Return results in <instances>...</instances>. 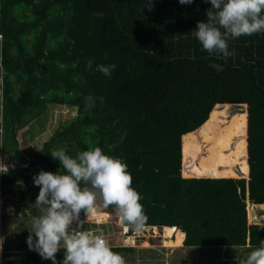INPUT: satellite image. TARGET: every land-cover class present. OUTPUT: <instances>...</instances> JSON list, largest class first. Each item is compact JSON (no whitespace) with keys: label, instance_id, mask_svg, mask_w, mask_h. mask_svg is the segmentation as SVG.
Returning a JSON list of instances; mask_svg holds the SVG:
<instances>
[{"label":"trees","instance_id":"obj_1","mask_svg":"<svg viewBox=\"0 0 264 264\" xmlns=\"http://www.w3.org/2000/svg\"><path fill=\"white\" fill-rule=\"evenodd\" d=\"M211 7L210 0H152L151 10L148 0H0V152L34 171L65 174L53 150L75 158L99 147L126 163L147 225L183 231L187 247H227L229 259L245 263L264 241V222H248L246 207L264 203V33L229 39L233 56L210 55L194 30ZM112 64L110 77L95 70ZM61 103L76 106L73 116L38 149L21 148L19 130ZM228 105L243 110L223 120ZM31 180L18 168L0 175V189L26 188L33 200L39 190ZM20 246L22 259L0 264L52 262ZM63 257L62 248L57 264Z\"/></svg>","mask_w":264,"mask_h":264},{"label":"clouds","instance_id":"obj_2","mask_svg":"<svg viewBox=\"0 0 264 264\" xmlns=\"http://www.w3.org/2000/svg\"><path fill=\"white\" fill-rule=\"evenodd\" d=\"M148 2L151 10L152 0ZM179 3L188 5L193 0ZM210 3L207 19L198 22L194 30L195 38L210 55L233 56L234 51L228 50L229 39L264 33V0H210ZM96 15L102 17L103 13ZM92 63L89 60L86 67L91 69ZM212 67L223 70L219 65ZM114 69L112 64L97 65L95 70L110 77ZM93 104V98L86 97V107ZM50 155L59 161L65 174L41 170L33 178L34 185L39 187L33 206L41 214L32 217V231L26 239L29 250L52 264H57L56 254L62 248V264H126L119 253L111 250L102 231L84 230L80 219L82 212L85 216L92 213L100 199L105 208L115 206L127 230L137 236L144 232L148 218L140 194L131 186L132 176L126 163L104 154L99 147L82 151L75 158L63 149L53 150ZM7 171L0 163V173ZM82 184L86 186L82 188ZM245 264H264V241L248 255Z\"/></svg>","mask_w":264,"mask_h":264},{"label":"rangeland","instance_id":"obj_3","mask_svg":"<svg viewBox=\"0 0 264 264\" xmlns=\"http://www.w3.org/2000/svg\"><path fill=\"white\" fill-rule=\"evenodd\" d=\"M75 109L76 106L71 104L61 103L56 105H47L45 113H42L38 117L32 119L22 128L26 129L25 133L22 134L19 130L18 136L20 138V142L22 143L21 148L24 144H27V146L31 149H38L54 129L62 126L65 120H68L73 116ZM223 109L224 112L220 116L223 120H227L229 115L240 113V111L243 110L241 107L229 105L227 108L224 106ZM236 109L237 111H235ZM27 125L30 126V128H27ZM27 134L31 135L32 138L29 139ZM27 138L29 142H27ZM234 139L235 137L233 138L231 146H233ZM0 163L8 168L7 173L4 174H9L13 170H17L22 167H25L27 174L31 175L33 178L40 172L27 167V160L22 161L14 155H4L1 154V152ZM180 164L181 166H184L181 157ZM234 169L239 171L237 165H234ZM1 174L3 173H0V175ZM240 176L241 174L233 177ZM30 187L35 189L34 191L39 190V187L34 185L33 180L30 182ZM30 198L31 197L26 192V188L22 193H16L14 195H10L9 193L7 194L0 189V259L3 257L7 258L6 244L13 247L19 246L21 239H24L22 227L24 226L25 230L28 232L32 231V217L41 214L40 210L33 206L36 198L33 197V200ZM246 203L248 222H263L264 206L260 207L258 205L248 204L250 203L248 200ZM95 209H97L96 212L93 211L92 214H88V217L99 214L97 217H100V219L96 217V220L98 219V224L96 223V225L100 226L97 233L102 231L104 237H108L109 240H111L115 233L117 234L118 231H122L123 227V224L122 226L120 225L121 222L115 206L110 211L108 207L105 208L103 206L102 200L98 199ZM33 211L37 214H34ZM101 214L105 215L103 217L105 219L103 223L99 222L100 220H103ZM153 224L154 225L148 224L144 232L139 236L134 233L128 237L126 235L124 236L125 239L122 241L123 243L127 244L131 241L130 243H134L137 246L136 248H139L135 253L133 252L134 258L129 262L130 264H221L220 256L222 258L227 257L225 253L227 247L215 250L216 253H211L210 251L207 253H200V250L205 251L203 248L194 250L191 248L186 249L181 246L183 245L181 241H183V238L185 237L183 232L172 229V227H163L156 222ZM127 231L131 232L130 230H127L126 226L125 232ZM118 236L120 239L121 234L119 233ZM116 242H118V239ZM145 257L148 259L145 260ZM242 260L243 257L241 262ZM231 263L233 264L232 261ZM238 264L241 263L238 262Z\"/></svg>","mask_w":264,"mask_h":264},{"label":"crops","instance_id":"obj_4","mask_svg":"<svg viewBox=\"0 0 264 264\" xmlns=\"http://www.w3.org/2000/svg\"><path fill=\"white\" fill-rule=\"evenodd\" d=\"M245 119H246V113H245ZM180 146H181V144H180ZM181 160H183V159H181ZM183 169H184V167L181 166V164H180V172L183 171ZM180 176H181V174H180ZM186 177H194V176L193 175H187ZM203 177H207V176H203ZM245 177H247V176H245ZM248 204L260 205V204H264V203H248ZM260 207H263V206H260ZM96 210L97 209H95V212H96ZM98 215L97 214L96 215H91V217H88V215L85 216L84 214L83 215H80V219L83 221V229L84 230H87V231L97 232L98 229H99V227H100V226H97L96 225V223L98 222L97 220L100 219V217H97ZM104 216L105 215L103 214L101 217L103 218ZM96 217L98 218L97 220H96ZM263 217H264V214H263ZM104 221H105V219L103 218V220H100L99 222L103 223ZM263 222H264V220H263ZM120 225L122 226V223ZM123 225H125V224H123ZM160 225H163V224H160ZM122 232L123 231H121V232L118 231L117 234L115 233L116 235L114 234L113 235V238L111 240H109L108 237H105V238L108 241L109 245H122V246H131L132 247L131 249H123L121 251H114V252L119 253L125 259L126 264H130L129 262L132 261L133 258H134L133 257V255H134L133 252L135 253L139 248H136L137 246L134 243H130L131 241H129V240H128L129 242L127 244L123 243L122 241L125 239L124 238L125 235L122 234ZM181 232H183V231H181ZM119 233L121 234L120 239L118 238L119 237L118 236ZM184 236H185V233H184ZM184 238H183V241H181V243H184ZM33 239H35V236H33ZM117 239H118V242H116ZM22 242L27 245L25 238L24 239H21L20 244H22ZM20 244H19V246H16V247H13V246H10V245L6 244V253H7V259H8V261H15V262H17L18 260L22 259L23 256H25L27 250L22 249V247L20 246ZM181 246H183L186 249L187 248H191L193 250L194 249L203 248L205 251L200 250V253L201 252H206L207 253L208 251H210L211 253H216L215 250H217V249H209V247H187V246H184V244L181 245ZM220 258H221L220 259L221 261L222 260H227V263L226 264H229L231 261L233 262V264H238V262L241 263V264H245V263L241 262L242 257H231L229 259V258H222L220 256ZM144 259L146 260L148 258L145 257ZM229 260H230V262H229ZM47 262H50V261H47ZM47 262H45V264H47ZM144 262H147V261H144ZM11 264H13V263H11ZM16 264H25V263L18 262ZM26 264H35V263L28 262Z\"/></svg>","mask_w":264,"mask_h":264},{"label":"built area","instance_id":"obj_5","mask_svg":"<svg viewBox=\"0 0 264 264\" xmlns=\"http://www.w3.org/2000/svg\"><path fill=\"white\" fill-rule=\"evenodd\" d=\"M0 36H1V35H0ZM75 227H76V225L73 224V228H75ZM122 231H123L122 234L126 235L127 237L132 235V232H128V231L125 232V231H126V226H124V225H123V227H122Z\"/></svg>","mask_w":264,"mask_h":264},{"label":"water","instance_id":"obj_6","mask_svg":"<svg viewBox=\"0 0 264 264\" xmlns=\"http://www.w3.org/2000/svg\"><path fill=\"white\" fill-rule=\"evenodd\" d=\"M13 49H14L15 55H17L18 54V47H17V45H14L13 46ZM47 264H52V262H47Z\"/></svg>","mask_w":264,"mask_h":264}]
</instances>
